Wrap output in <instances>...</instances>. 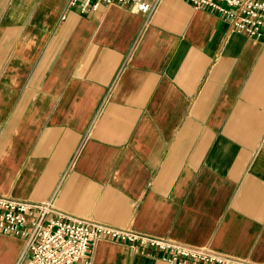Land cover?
<instances>
[{
    "label": "crops",
    "instance_id": "crops-1",
    "mask_svg": "<svg viewBox=\"0 0 264 264\" xmlns=\"http://www.w3.org/2000/svg\"><path fill=\"white\" fill-rule=\"evenodd\" d=\"M0 0V194L264 263V39L163 0ZM21 236L0 232V264ZM170 264L103 238L88 263Z\"/></svg>",
    "mask_w": 264,
    "mask_h": 264
},
{
    "label": "built area",
    "instance_id": "built-area-1",
    "mask_svg": "<svg viewBox=\"0 0 264 264\" xmlns=\"http://www.w3.org/2000/svg\"><path fill=\"white\" fill-rule=\"evenodd\" d=\"M162 1L67 0L62 18L74 9L85 13L102 5H121L144 14L147 24ZM186 1L196 9L213 10L234 31L264 39V0ZM0 232L24 239V248L16 264L88 263L92 245L103 238L156 248L170 264H264L216 251L209 245L197 246L72 214L57 207L54 197L33 202L0 194Z\"/></svg>",
    "mask_w": 264,
    "mask_h": 264
}]
</instances>
